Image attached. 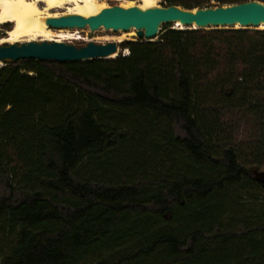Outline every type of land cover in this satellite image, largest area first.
Instances as JSON below:
<instances>
[{"label":"trees","instance_id":"obj_1","mask_svg":"<svg viewBox=\"0 0 264 264\" xmlns=\"http://www.w3.org/2000/svg\"><path fill=\"white\" fill-rule=\"evenodd\" d=\"M122 45L0 65V264H264V29Z\"/></svg>","mask_w":264,"mask_h":264},{"label":"water","instance_id":"obj_2","mask_svg":"<svg viewBox=\"0 0 264 264\" xmlns=\"http://www.w3.org/2000/svg\"><path fill=\"white\" fill-rule=\"evenodd\" d=\"M45 22L54 29L87 26L91 31L101 27L123 31L136 29L140 39L155 40L164 23L180 22L188 28L236 25L259 27L264 25V2L249 0L196 10L184 9L176 5L147 9L137 6L129 8L113 6L102 9L97 15L91 17L69 14L47 17ZM118 49V45L114 42L98 44L90 41L86 45L78 47L61 41H28L21 44L0 45V63L6 64L21 59L77 62L94 58H110ZM258 177L264 185V172L259 173Z\"/></svg>","mask_w":264,"mask_h":264},{"label":"bare ground","instance_id":"obj_3","mask_svg":"<svg viewBox=\"0 0 264 264\" xmlns=\"http://www.w3.org/2000/svg\"><path fill=\"white\" fill-rule=\"evenodd\" d=\"M155 0H143L142 9L154 6ZM45 8L41 9L40 5ZM71 5L65 14H76L84 17L97 15L104 7L99 0H0V25L13 23V29L8 31V37L1 41H62V39H74L75 37L66 29H58L56 34L45 22L47 17H59V13H51V9ZM57 10V9H56ZM177 28H188L180 22L175 23ZM195 27V26H192ZM235 27H241L236 25ZM90 28V27H89ZM258 28L264 29V25ZM64 32L66 34H64ZM75 34V33H74ZM118 51L110 56L117 57Z\"/></svg>","mask_w":264,"mask_h":264},{"label":"rangeland","instance_id":"obj_4","mask_svg":"<svg viewBox=\"0 0 264 264\" xmlns=\"http://www.w3.org/2000/svg\"><path fill=\"white\" fill-rule=\"evenodd\" d=\"M99 1L104 4L103 9L110 8L113 6H121L124 8H129V7H134V6L140 7L144 4L143 0H99ZM212 5L216 6L217 3L212 2ZM44 6H45L44 4L40 5L41 9L45 8ZM69 7L71 8V5H65V7L63 6V7H61V9L60 8L51 9L50 12L51 13H59L62 15V14L66 13V10ZM153 7H169V6H168V3L166 2V0H155ZM198 8H202V7H198ZM198 8H193L190 10H196ZM167 25H170L171 27L176 26L175 23H164V24H162L161 29H163ZM11 29H13V23L9 22V23H5L3 25H0V45L21 44V43L28 42L24 38L17 40V41H1L2 39L8 37V31ZM51 29H53V31L56 34H59L58 29H54V28H51ZM64 29L68 30L69 33L71 35H73L75 38L74 39H68V38L62 39L61 42L74 44L78 47L84 46L90 41H93V42L98 43V44H107V43L114 42L119 47L118 55L124 54V52L126 50V49H123L122 44L124 42L135 41V40L140 39L137 36L136 29H130L129 31H123V30L105 29L104 27H101L95 31H91L89 26L84 27V28L74 27V28H64ZM159 33H158V35H159ZM64 34H66V33L64 32ZM34 41H37V40H34ZM37 42H40V40H38ZM0 65H3V64L0 63ZM260 169L264 170V168H260Z\"/></svg>","mask_w":264,"mask_h":264},{"label":"built area","instance_id":"obj_5","mask_svg":"<svg viewBox=\"0 0 264 264\" xmlns=\"http://www.w3.org/2000/svg\"><path fill=\"white\" fill-rule=\"evenodd\" d=\"M127 54H129V51L126 49L124 52V55H127Z\"/></svg>","mask_w":264,"mask_h":264}]
</instances>
